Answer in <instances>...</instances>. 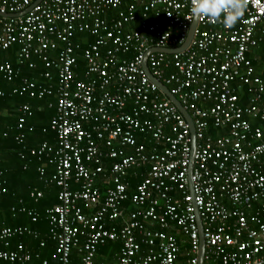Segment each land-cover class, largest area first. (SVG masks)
<instances>
[{"label":"built area","instance_id":"built-area-1","mask_svg":"<svg viewBox=\"0 0 264 264\" xmlns=\"http://www.w3.org/2000/svg\"><path fill=\"white\" fill-rule=\"evenodd\" d=\"M221 2L243 5L231 26L224 23L230 8L201 16L191 44L168 53L160 49L180 48L188 37L193 0H0V52L17 46L20 65L45 68L42 81L24 76L13 93L57 99L56 143L20 156L53 165L49 181L60 189L46 212V235L0 222V264H199L201 237L203 264H264V78L247 56L264 41V0ZM81 33L92 40L82 78L74 42ZM147 52L152 74L193 120L192 188L190 125L148 77ZM21 74L0 62V96L3 81ZM19 111L23 130L33 110L26 103ZM212 126L226 133L212 135ZM16 139L23 144L27 134ZM132 172L142 178L133 192ZM7 192L0 170V199ZM19 211L38 220L31 209ZM23 236L43 249L54 243L51 259ZM115 242L111 261L100 259Z\"/></svg>","mask_w":264,"mask_h":264},{"label":"trees","instance_id":"trees-1","mask_svg":"<svg viewBox=\"0 0 264 264\" xmlns=\"http://www.w3.org/2000/svg\"><path fill=\"white\" fill-rule=\"evenodd\" d=\"M84 46H88L87 41ZM18 49L17 46H13L7 51L0 52V62H7L15 67H20L22 73L20 78L15 79L13 82L3 81L1 84L5 94L0 96V170H2L6 179L8 192L0 199V222L12 227L18 225L29 226L38 230L42 235H46L49 229L46 212L58 202V192L60 190L55 183L49 181L54 172V166L46 160L40 161L34 156L27 155L25 159H22L20 153H25L30 148L37 147L43 141L56 143V133L51 129V121L56 113L55 104L57 99L53 95L36 99L13 93V90L20 86L21 78L24 76L42 81L40 74L44 70V65L41 62L38 63L36 69H31L28 65H20L18 63ZM247 56L252 60L256 74L264 78V41L259 46L252 48ZM241 102L242 104L247 103L245 92L242 95ZM26 103L31 105L33 115L27 119L25 128L18 130V121L21 116L19 108ZM51 104L53 105L50 106ZM21 131L27 134V140L23 144L16 139ZM210 132L214 136L226 133V131L213 126ZM140 142H142V139H140ZM25 144L28 149L24 148ZM42 166L46 169V175L44 176L39 171ZM139 172L140 170H138ZM134 173L132 172L128 178L131 183L129 187L131 192L134 191L135 186L142 179L140 176H135ZM33 191H42L43 196L36 201L31 196ZM125 205L128 210L135 208L130 201H127ZM13 206L17 207L15 212L11 210ZM22 207L35 211L38 214V220L34 222L27 212L19 211ZM20 241L27 244L29 249L41 252L44 258L51 257L55 251V245L51 242L47 249H43L40 247L38 239L23 236ZM110 246L114 252H117L120 243H110ZM108 260L111 261V258H108ZM51 262L57 264L54 259H51Z\"/></svg>","mask_w":264,"mask_h":264},{"label":"water","instance_id":"water-1","mask_svg":"<svg viewBox=\"0 0 264 264\" xmlns=\"http://www.w3.org/2000/svg\"><path fill=\"white\" fill-rule=\"evenodd\" d=\"M198 26V19H194V21L191 24L189 33H188V37L184 43V45L180 48L177 49H168V48H163L160 49V51H165L168 53L174 52V51H183L184 49H186L192 42L193 38H194V33L195 30ZM148 53L147 52L144 56L143 59V63L142 66L145 69L148 77L151 79V81H153L154 83H156L158 85V87L160 88V90L169 98V100L177 107V109L183 114V116L186 118V120L188 121L189 125H190V130H191V137H192V151H191V156H190V164H189V179H190V187L192 188V181H191V176L193 173V169H194V152H195V146H196V136H195V128H194V124H193V120L192 117L189 113V111L187 109L184 108V106L182 105V103L179 101V99L170 91V89L160 80H158L150 71L149 66H148V62H147V58H148ZM196 214L198 216V222L200 225V233L202 236V226H201V218H200V213L199 211L196 209ZM204 253H205V247H204V239L203 237H201V249L199 252V264H203L204 261Z\"/></svg>","mask_w":264,"mask_h":264},{"label":"clouds","instance_id":"clouds-1","mask_svg":"<svg viewBox=\"0 0 264 264\" xmlns=\"http://www.w3.org/2000/svg\"><path fill=\"white\" fill-rule=\"evenodd\" d=\"M243 5H231L221 2V0H193V6L191 8L193 19H198L201 16L213 19L219 16V13L226 7L230 8L234 14L231 16H226L224 23L231 26L232 23L240 15L239 8Z\"/></svg>","mask_w":264,"mask_h":264},{"label":"crops","instance_id":"crops-1","mask_svg":"<svg viewBox=\"0 0 264 264\" xmlns=\"http://www.w3.org/2000/svg\"><path fill=\"white\" fill-rule=\"evenodd\" d=\"M80 35V36H79ZM79 36V37H78ZM74 42L79 43V45L81 46V48L78 50V57L79 62H78V66H77V72L80 74V77H83V73L85 72V70L87 69V64L86 61L83 57V50L86 48L84 46V44L86 43V41L88 42V45L92 42V40L89 38V36L85 33H81L78 34L77 36H75L74 38ZM88 47V46H87ZM51 57L55 58L56 54L55 53H51ZM43 64V63H42ZM45 69V68H44ZM44 71V70H43ZM42 71V72H43ZM41 72V73H42ZM33 239V238H32ZM46 249V248H45ZM115 252L113 251V248L108 245L107 247L101 248V250L99 251V258L103 259V260H108V258H111L110 255H113ZM52 257V255H51ZM51 257H47L49 259H51ZM109 261V260H108Z\"/></svg>","mask_w":264,"mask_h":264}]
</instances>
